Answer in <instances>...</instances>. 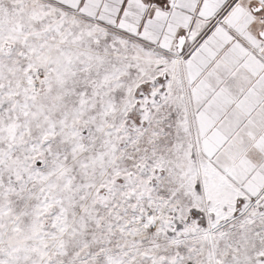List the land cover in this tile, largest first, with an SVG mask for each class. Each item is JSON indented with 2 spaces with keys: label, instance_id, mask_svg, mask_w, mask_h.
<instances>
[{
  "label": "snow or ice",
  "instance_id": "snow-or-ice-1",
  "mask_svg": "<svg viewBox=\"0 0 264 264\" xmlns=\"http://www.w3.org/2000/svg\"><path fill=\"white\" fill-rule=\"evenodd\" d=\"M0 264H264V0H0Z\"/></svg>",
  "mask_w": 264,
  "mask_h": 264
}]
</instances>
